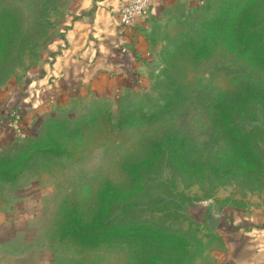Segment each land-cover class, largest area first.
<instances>
[{
    "label": "rangeland",
    "instance_id": "rangeland-1",
    "mask_svg": "<svg viewBox=\"0 0 264 264\" xmlns=\"http://www.w3.org/2000/svg\"><path fill=\"white\" fill-rule=\"evenodd\" d=\"M224 1L179 6V17L151 60L129 70L126 84L113 95L78 94L54 114L32 120L29 128L26 122L23 129L22 112L8 111L12 100L6 96L61 36L70 0H0V12L11 13L0 27V154L35 134L49 118L88 122L73 137L51 126L61 153L35 159L14 184L0 183V264H145L150 256L157 257L155 264H229L232 246L245 240L239 232L264 222V112L252 106L236 115V122L250 133L259 164L221 134L214 113L240 97L246 85L264 93V64L256 61L252 48L241 49L236 40L247 9L259 10L264 23V0H236L227 6ZM220 9L226 10L221 23L206 30L207 53L195 56L183 40L194 37L199 22ZM169 86L177 89L174 105L148 122L141 114L151 112ZM162 134L183 136L192 160L234 173L180 175L163 160L148 173L145 189L133 197L136 183L122 163L145 156L150 141ZM105 184L123 199L133 197L137 219L177 232L185 243H157L140 235L86 247L60 239L65 213L75 208L83 220H90ZM180 194L182 202L175 207L171 197L180 202Z\"/></svg>",
    "mask_w": 264,
    "mask_h": 264
},
{
    "label": "trees",
    "instance_id": "trees-1",
    "mask_svg": "<svg viewBox=\"0 0 264 264\" xmlns=\"http://www.w3.org/2000/svg\"><path fill=\"white\" fill-rule=\"evenodd\" d=\"M235 1L226 0L222 4L233 5ZM225 14L226 10L220 9L212 17L200 21L195 36L183 40V44L195 56H204L208 51L206 30L218 26ZM9 16L11 17V13L8 10L0 12V27ZM260 17L259 10L247 9L239 19L236 40L241 49L252 48L256 61L264 64V23ZM3 57L4 52H1V58ZM168 90L163 100L158 102L151 112L141 114L148 122L164 115L174 105L177 89L169 86ZM252 106H257L264 112V93L246 85L240 97L218 106L214 114L221 134L240 144L245 156L254 164H259L261 157L252 143L250 133L236 122V115ZM129 115L130 112L126 116ZM122 121L120 117L119 123ZM87 123L85 119L72 123L67 119L54 117L42 121L35 134L15 145L13 150L0 154V183L14 184L35 159L48 154L61 153L57 139L49 130L51 126L60 130L65 136L73 137L79 135ZM163 160L168 162L173 172L180 175L223 177L234 173L233 170L221 171L215 165L192 160L187 154L183 136L162 134L150 141L145 156L122 163L124 171L136 183L133 197L145 189L148 173ZM132 196L123 199L115 188L105 184L99 192L98 210L90 220H83L75 208L65 213L60 225V239H70L86 247H95L107 241L140 235H145L157 243H185L183 235L137 219L133 210L136 202ZM179 197L180 202L175 195H172L170 203L178 207L183 196L180 194ZM157 261L156 256H150L145 264H155Z\"/></svg>",
    "mask_w": 264,
    "mask_h": 264
},
{
    "label": "crops",
    "instance_id": "crops-1",
    "mask_svg": "<svg viewBox=\"0 0 264 264\" xmlns=\"http://www.w3.org/2000/svg\"><path fill=\"white\" fill-rule=\"evenodd\" d=\"M129 0H70L69 20L48 54L29 71L7 104L19 108L23 129L35 118L54 114L63 102L83 96L113 95L126 84L129 70L151 60L179 6L200 0H149L145 14L122 26L119 10ZM243 233L232 246L229 264H264V222Z\"/></svg>",
    "mask_w": 264,
    "mask_h": 264
},
{
    "label": "built area",
    "instance_id": "built-area-1",
    "mask_svg": "<svg viewBox=\"0 0 264 264\" xmlns=\"http://www.w3.org/2000/svg\"><path fill=\"white\" fill-rule=\"evenodd\" d=\"M149 6V0H129L118 13V20L122 26H130L135 20L145 14ZM19 119V113L15 112V122Z\"/></svg>",
    "mask_w": 264,
    "mask_h": 264
}]
</instances>
